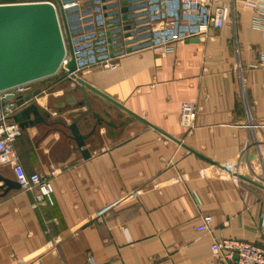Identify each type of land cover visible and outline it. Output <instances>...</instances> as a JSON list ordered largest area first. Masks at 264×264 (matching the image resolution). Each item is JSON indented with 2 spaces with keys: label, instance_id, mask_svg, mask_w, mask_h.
<instances>
[{
  "label": "crops",
  "instance_id": "0c3cea01",
  "mask_svg": "<svg viewBox=\"0 0 264 264\" xmlns=\"http://www.w3.org/2000/svg\"><path fill=\"white\" fill-rule=\"evenodd\" d=\"M87 1L74 3L83 11ZM139 3L133 21L147 22L121 47L83 42L92 46L76 76L108 99L63 70L13 99L39 91L10 117L36 104L12 148L26 174L48 179L52 203L0 190V264H221L211 253L219 237L264 246V33L252 26L255 1L216 0L229 10L220 29L205 9L178 0ZM184 103L197 106L189 132L179 123ZM0 176L15 181L9 164L0 163ZM204 216L210 232L196 230Z\"/></svg>",
  "mask_w": 264,
  "mask_h": 264
},
{
  "label": "water",
  "instance_id": "95a60500",
  "mask_svg": "<svg viewBox=\"0 0 264 264\" xmlns=\"http://www.w3.org/2000/svg\"><path fill=\"white\" fill-rule=\"evenodd\" d=\"M76 1L56 0L58 9L47 0L0 5V93L55 76L63 70L67 78L107 98L76 76L78 68L88 62L84 49L92 46V43L83 42L98 37L100 40L95 46L101 45L100 51L106 52L121 47V39L139 34L142 27L136 26L147 21H133L139 17L133 12L139 8L140 0H89L83 11H79L74 3ZM183 7L188 9L187 6ZM96 27L101 31L95 33ZM116 40L119 41L118 45H112ZM133 42L125 41L124 44ZM135 48L129 47L126 52ZM38 94L39 91L27 93L16 105L22 106ZM29 114H38L36 104L30 103L22 108L12 120L16 124L24 122L19 127L26 126L28 123L24 118ZM69 129L77 145L82 147L83 141L75 125ZM82 155L87 157L88 151H82ZM0 182L3 184L0 186L2 196L10 189L20 188L17 182L1 176Z\"/></svg>",
  "mask_w": 264,
  "mask_h": 264
},
{
  "label": "built area",
  "instance_id": "2783aa9c",
  "mask_svg": "<svg viewBox=\"0 0 264 264\" xmlns=\"http://www.w3.org/2000/svg\"><path fill=\"white\" fill-rule=\"evenodd\" d=\"M188 8L196 6L206 10L207 21L214 29H220L228 19V7L216 4V0H178ZM255 1V13L252 17L254 29L264 33V0ZM33 1L0 0L1 4H12ZM174 22L170 23L173 26ZM264 48V40L262 43ZM259 66H264V50L259 57ZM105 67H109L106 64ZM111 67V65H110ZM30 84V83H29ZM28 84L0 93V163L9 164L12 167L15 181L22 191H34L36 203H52V190L48 179L40 175L26 174L18 162L12 148L13 141L20 135L19 126L10 119L16 109L15 97L25 94ZM5 101V102H4ZM4 102V104H2ZM197 106L192 103H184L180 109L179 123L188 132L195 126ZM211 218L204 216L196 227L197 231L210 232ZM211 253L218 258L221 264H264V246L237 239L219 237L211 245Z\"/></svg>",
  "mask_w": 264,
  "mask_h": 264
},
{
  "label": "rangeland",
  "instance_id": "374dc122",
  "mask_svg": "<svg viewBox=\"0 0 264 264\" xmlns=\"http://www.w3.org/2000/svg\"><path fill=\"white\" fill-rule=\"evenodd\" d=\"M8 1H10V0H8Z\"/></svg>",
  "mask_w": 264,
  "mask_h": 264
}]
</instances>
